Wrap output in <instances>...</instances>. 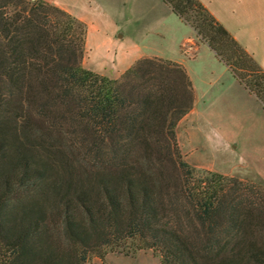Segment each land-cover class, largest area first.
<instances>
[{
    "label": "trees",
    "instance_id": "16d2710c",
    "mask_svg": "<svg viewBox=\"0 0 264 264\" xmlns=\"http://www.w3.org/2000/svg\"><path fill=\"white\" fill-rule=\"evenodd\" d=\"M264 107V70L198 0H163ZM86 25L41 0H0V264H264V186L189 166L193 107L178 63L118 79L82 67Z\"/></svg>",
    "mask_w": 264,
    "mask_h": 264
},
{
    "label": "crops",
    "instance_id": "0c3cea01",
    "mask_svg": "<svg viewBox=\"0 0 264 264\" xmlns=\"http://www.w3.org/2000/svg\"><path fill=\"white\" fill-rule=\"evenodd\" d=\"M86 25L83 68L118 79L136 61L184 67L192 109L176 126L188 165L264 186V107L206 45L188 58L192 31L163 0H41ZM264 70V0H198Z\"/></svg>",
    "mask_w": 264,
    "mask_h": 264
},
{
    "label": "rangeland",
    "instance_id": "374dc122",
    "mask_svg": "<svg viewBox=\"0 0 264 264\" xmlns=\"http://www.w3.org/2000/svg\"><path fill=\"white\" fill-rule=\"evenodd\" d=\"M182 23L184 25H186L192 31V38L190 41H187L186 43H184V45L181 46V51L186 56H188V58H192L196 55V49H198V47H200L201 45L208 46V44L203 39H201L199 36H196L195 31L189 25H187L183 21H182ZM216 58L220 60L219 57L216 56ZM83 62H84V55H83V59H82V63H81L82 66H83ZM221 62L224 65H226L223 61H221ZM228 69L231 72V69L229 67H228ZM261 87L264 90V78L262 79ZM263 96H264V91H263ZM183 158H184V161L187 163L184 156H183ZM194 169L199 172V175L203 174L202 171H207V170L196 169V168H194ZM245 178L246 179H243V180H248L247 176ZM248 181H250V180H248ZM89 264H160V263H159V256L156 254H153V252L151 250H140V251H137L135 253H131L129 255H124L122 253H116V252H114V253L107 252L106 255L104 256L103 260H100L99 258L92 256Z\"/></svg>",
    "mask_w": 264,
    "mask_h": 264
}]
</instances>
